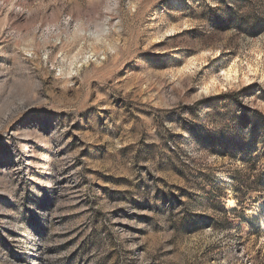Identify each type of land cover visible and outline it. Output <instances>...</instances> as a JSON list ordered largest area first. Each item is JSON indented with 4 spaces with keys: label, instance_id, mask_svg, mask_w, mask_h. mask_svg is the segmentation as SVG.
I'll list each match as a JSON object with an SVG mask.
<instances>
[{
    "label": "rangeland",
    "instance_id": "374dc122",
    "mask_svg": "<svg viewBox=\"0 0 264 264\" xmlns=\"http://www.w3.org/2000/svg\"><path fill=\"white\" fill-rule=\"evenodd\" d=\"M262 217L264 0H0V264H264Z\"/></svg>",
    "mask_w": 264,
    "mask_h": 264
},
{
    "label": "bare ground",
    "instance_id": "6f19581e",
    "mask_svg": "<svg viewBox=\"0 0 264 264\" xmlns=\"http://www.w3.org/2000/svg\"><path fill=\"white\" fill-rule=\"evenodd\" d=\"M236 73H237V69H236V67L235 66H232V67H230L229 68V70H227L226 72H225V78H226V80H232L233 78H235L236 76ZM235 80V79H234ZM216 81V80H215ZM215 81L213 80V84L215 83ZM229 83H231V82H229ZM218 85V84H217ZM212 87V86H211ZM209 89V86H206V90H208ZM262 219H263V221H264V217H262Z\"/></svg>",
    "mask_w": 264,
    "mask_h": 264
}]
</instances>
